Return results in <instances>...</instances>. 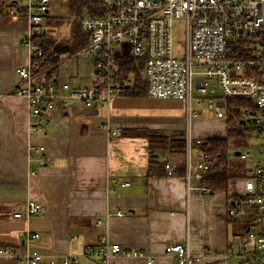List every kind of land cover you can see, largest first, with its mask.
I'll list each match as a JSON object with an SVG mask.
<instances>
[{
	"label": "crops",
	"instance_id": "obj_1",
	"mask_svg": "<svg viewBox=\"0 0 264 264\" xmlns=\"http://www.w3.org/2000/svg\"><path fill=\"white\" fill-rule=\"evenodd\" d=\"M19 10L17 0H0V248L20 254L27 245L20 233L29 230L40 234L31 242L44 254L38 264H63L69 254L79 256L77 264H101L83 254L87 245L103 238L149 254L154 264H177L165 255L171 242L186 243L193 254L209 255L203 264H243L236 254L257 249L248 235L257 210L236 218L228 210L242 193L246 162L239 154L251 151L253 137L244 131V140L231 146L223 158V171L230 174L228 188L212 192L194 173L187 180L186 166L184 174L175 176L161 168L162 155L175 164L186 163V150L154 153L158 162L152 163L148 139L130 131L150 128L145 121H130V116L144 114L150 99L156 98L119 94L108 105L91 107L60 100L44 112L43 130L30 129L27 99L13 91L21 81L16 69L29 60L23 44L29 20ZM50 15L55 16L51 11ZM76 53L63 56L42 79L57 85L93 84V60ZM234 123L233 118L224 122L221 135L236 130ZM110 127L121 129L113 141ZM179 131L186 134L187 126L168 133ZM114 179L130 185L115 184ZM28 200L42 204L44 211L15 217L25 213ZM118 211L124 216H117ZM223 251L230 254L225 260L213 257ZM0 264L26 262L13 255L0 256ZM108 264H146V259L121 254Z\"/></svg>",
	"mask_w": 264,
	"mask_h": 264
},
{
	"label": "built area",
	"instance_id": "obj_2",
	"mask_svg": "<svg viewBox=\"0 0 264 264\" xmlns=\"http://www.w3.org/2000/svg\"><path fill=\"white\" fill-rule=\"evenodd\" d=\"M54 1L17 0L29 20V30L23 38L29 60L16 69L21 81L13 91L27 99L30 129L43 130L44 112L53 110L60 100L65 105L78 100L87 107L110 104L134 79L132 76L120 79L118 60L140 61L148 96L185 103L187 180L192 173L203 180L208 174L225 168L223 158L196 152L209 136L193 137L189 124L204 112L225 123L233 118L232 126L236 130L260 139L259 148L254 152L239 154L246 162L243 190L228 215L243 217L250 209L257 210L254 226L248 232L257 249L236 256L243 264H264V0H99V14L84 10L79 17V29L87 35L88 42L76 54L92 59L95 67L96 79L89 86L70 82L57 85L51 79H42L45 73L40 69V60L44 53L35 39L44 34V23ZM229 100L242 101V104H229ZM109 132L113 141L121 129L110 127ZM160 160L165 173L175 176L176 164L167 155H162ZM113 183L130 185L127 180L114 179ZM43 211L42 204L28 200L25 213L14 215L30 217ZM124 214L116 213L120 217ZM20 235L27 242L25 250L16 255L13 250L0 248V256L15 255L26 264H38L44 254L33 249L31 242L40 234L24 230ZM121 254L143 257L146 264H154L149 254L121 248L106 238L99 244L87 245L83 256L108 264ZM165 255L177 264H203L210 258L193 254L181 242L169 243ZM229 255L223 251L213 257L225 260ZM78 261V255L69 254L64 256L63 264Z\"/></svg>",
	"mask_w": 264,
	"mask_h": 264
},
{
	"label": "trees",
	"instance_id": "obj_3",
	"mask_svg": "<svg viewBox=\"0 0 264 264\" xmlns=\"http://www.w3.org/2000/svg\"><path fill=\"white\" fill-rule=\"evenodd\" d=\"M71 13L75 15L70 22V44H61L55 42L53 37L46 29L41 37L35 39V44L43 50L44 57L40 60V69L45 70V74L56 65L63 56L74 54L83 48L87 42L88 37L79 29L78 18L83 15L84 10L89 14H99L101 12L99 0H70ZM20 13H24V8L20 6ZM50 19L53 16H47ZM70 18V17H68ZM63 20V18H61ZM51 21L49 22V26ZM121 69V78L125 79L133 76L134 83L125 85L121 94L125 96H148L147 84L142 78L143 65L140 61L130 58H122L118 60ZM229 104L241 105L242 101L229 100ZM136 136H143L148 139L149 148L151 151L150 161L154 163L158 160L155 159L154 153L159 155L172 152L182 153L185 151L186 139L184 131L173 133L172 135L157 131L150 128H135L130 130ZM129 131V132H130ZM244 131L229 130L226 134H213L204 140L203 146H198L197 153L201 151L209 155L210 158H226L230 154L231 146L239 145L245 138ZM161 168L164 169V164L161 162ZM185 171V162L176 163V175H182ZM230 174L226 171H214L208 174L203 180L204 187L212 192L226 191Z\"/></svg>",
	"mask_w": 264,
	"mask_h": 264
},
{
	"label": "rangeland",
	"instance_id": "obj_4",
	"mask_svg": "<svg viewBox=\"0 0 264 264\" xmlns=\"http://www.w3.org/2000/svg\"><path fill=\"white\" fill-rule=\"evenodd\" d=\"M50 11L55 15L50 19L51 24L49 26V17L44 23V28L48 30L55 42L61 44H70V22L75 15L71 13L69 0H55L50 4ZM51 16V15H50ZM61 16V17H59ZM66 16V17H64ZM70 17V18H68ZM63 18V20L61 19ZM45 73V70H44ZM133 78V76H132ZM134 83V79H133ZM150 104L144 114L131 115L132 119H139L145 121L147 127L151 129H158V131L170 132L178 130L182 127L186 128L187 120L185 113V103L176 99H150ZM189 123V121H188ZM189 126L192 128V136H210L211 134H221L224 131V121L216 119L211 114L204 112L200 118L190 121ZM171 135V133H168ZM173 134V133H172ZM185 138L186 134L184 133ZM255 140L252 143L251 151H255L259 148L260 139L253 136ZM245 150L246 147H240Z\"/></svg>",
	"mask_w": 264,
	"mask_h": 264
},
{
	"label": "water",
	"instance_id": "obj_5",
	"mask_svg": "<svg viewBox=\"0 0 264 264\" xmlns=\"http://www.w3.org/2000/svg\"><path fill=\"white\" fill-rule=\"evenodd\" d=\"M237 155L239 154V152L236 153Z\"/></svg>",
	"mask_w": 264,
	"mask_h": 264
}]
</instances>
